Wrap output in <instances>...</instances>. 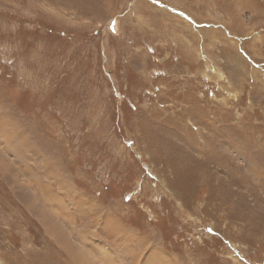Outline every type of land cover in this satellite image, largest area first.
<instances>
[{"label":"rangeland","instance_id":"rangeland-1","mask_svg":"<svg viewBox=\"0 0 264 264\" xmlns=\"http://www.w3.org/2000/svg\"><path fill=\"white\" fill-rule=\"evenodd\" d=\"M0 264H264V0H0Z\"/></svg>","mask_w":264,"mask_h":264},{"label":"bare ground","instance_id":"bare-ground-1","mask_svg":"<svg viewBox=\"0 0 264 264\" xmlns=\"http://www.w3.org/2000/svg\"><path fill=\"white\" fill-rule=\"evenodd\" d=\"M56 227V226H55ZM61 228V227H60ZM60 228H58V230L61 232V233H63V230L61 229L60 230ZM65 238V237H64ZM65 241H66V239H65ZM84 251V250H83ZM81 252H82V250H81ZM85 254H87V253H85Z\"/></svg>","mask_w":264,"mask_h":264}]
</instances>
